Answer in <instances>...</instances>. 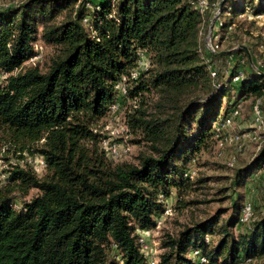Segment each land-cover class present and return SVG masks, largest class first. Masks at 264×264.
Here are the masks:
<instances>
[{"label": "trees", "instance_id": "1", "mask_svg": "<svg viewBox=\"0 0 264 264\" xmlns=\"http://www.w3.org/2000/svg\"><path fill=\"white\" fill-rule=\"evenodd\" d=\"M206 1L204 12L195 0H21L0 10V131L15 150L44 162L42 176L31 164L12 166L0 186V264H148L139 235L157 228L173 192L181 211L180 199L204 182L190 164L203 149L223 152L214 125L240 106L239 121L245 98H252V124L257 101L264 123L261 60H254L259 71L241 59L227 79L215 69L210 76L223 35L235 28L223 15L264 23V0L224 1L212 28L217 54L202 41L218 3ZM246 8L262 19L241 18ZM38 39L52 50L49 64L22 71ZM257 50L264 56V34ZM143 61L146 68L132 79ZM119 95L134 103L126 124L146 147L136 164L115 163L103 147L99 123ZM260 137L250 162L227 165L239 186L264 169V127ZM31 190L37 194L25 201ZM246 203L237 197L221 223L216 215L167 234L156 264H199L192 251L206 264H264V214L250 203L253 216L241 225Z\"/></svg>", "mask_w": 264, "mask_h": 264}, {"label": "rangeland", "instance_id": "2", "mask_svg": "<svg viewBox=\"0 0 264 264\" xmlns=\"http://www.w3.org/2000/svg\"><path fill=\"white\" fill-rule=\"evenodd\" d=\"M20 1L21 0H0V10L15 6ZM92 1L101 3L104 0ZM236 3H239L238 6L242 5V2L238 0H236ZM234 5L231 1H228V6L233 8ZM220 12L221 10L215 13L217 14L216 17L219 16ZM230 18H232L235 28L231 33L223 35L218 58L215 60L212 59V67L218 71L220 75H223L225 79H227L226 77H228V72H230L231 67L237 65V63L242 64V60L248 62L250 70L256 69V71H259L254 64V60H261L264 64V56H260L257 50L264 34V29L261 26V24L263 25L264 23H247L241 21L234 15L232 17L223 15V19ZM202 41L204 45L210 42L208 39V30L202 34ZM34 50L36 53L35 56L23 64L22 71L34 67H37L40 71L46 70L49 60L53 55L52 50L45 46L41 39H38L34 44ZM144 68L145 67L141 65L135 73L139 75L140 72L144 71ZM240 70L242 69L240 68ZM261 70L264 72V68ZM16 73L17 71L14 74ZM137 74L136 78L138 77ZM4 78L5 75L0 74V84L3 82ZM229 95L233 97L235 95L234 91H231ZM227 101L228 98L222 101L221 114H223V109ZM262 101L264 103V98ZM133 104L134 103L130 99L121 98V95H119L117 109L109 113V115L99 123L101 133L104 135L103 138L106 141L103 147L115 163L126 162L136 164L139 155L146 152V147L142 143H138L137 138L131 134L126 124V115L132 110ZM241 104L240 119L236 121L233 127L228 131L231 135L236 134L241 137L245 136L240 142L242 149L236 156L237 163L235 169L250 162L253 156L258 152L259 147V142L251 138L254 135L258 137V134L253 133L252 128V98H245ZM247 134L249 136H247ZM11 146H13L12 142H9L7 136L0 131V186L4 185L6 182L12 166L28 165L31 168L29 165L30 161L35 159L34 156L32 157L28 152L24 151L20 153L18 152L19 150L16 149V151L14 149V147L17 148L16 146ZM237 148L238 145L230 141L225 144L222 153H219L216 147H211L201 150L194 156V160L190 164V167L196 169L197 177L204 182L189 190V192L180 199L186 203L185 208L181 211L175 209L177 201L179 200L175 192L165 201L166 208H169L170 212L158 219L159 224L155 230L143 235L144 245L146 247L144 254L147 261L154 263L159 262L161 254L166 251L162 248V241L167 234L176 235L184 227L216 215H219V223L228 220L233 214L232 202L237 197L241 198V204L243 202L251 203L257 213L264 214V169H261L257 174L249 177L244 185L239 186L234 179L235 169H229L226 164L228 159L234 155V151ZM113 149L116 150L117 156L112 155L111 152ZM38 175L42 176L43 172L39 171ZM36 194L37 192L35 190H31L24 200L29 201ZM241 230L242 228L237 226L234 229V233L237 234ZM217 241L218 237L215 236L211 245L214 247Z\"/></svg>", "mask_w": 264, "mask_h": 264}, {"label": "built area", "instance_id": "3", "mask_svg": "<svg viewBox=\"0 0 264 264\" xmlns=\"http://www.w3.org/2000/svg\"><path fill=\"white\" fill-rule=\"evenodd\" d=\"M196 3H197V7L200 9L201 12H204V10L206 9V6H207V1L206 0H195ZM223 0H218V3H217V7L214 11V15L212 17V20L210 23H212V27L208 28V35H209V41L208 44L206 45V48L207 50L212 53V54H217L218 53V46L217 45H214L212 42H211V37H212V28H213V24L214 22L218 19L217 14H215L216 12L218 13V11L221 10V7H220V3L222 2ZM248 2L250 1H253V2H262L263 0H247ZM241 18H244L245 20L247 21H251L253 19H256V20H261L262 19V15H258V16H253L252 13H251V10L246 8L245 10V13L243 15H241ZM210 26V25H209ZM215 38H218V37H215ZM141 65H143L145 68H146V65L147 63L146 62H141L139 63V67H141ZM136 71L132 72L131 73V78L132 79H135L136 78V74L135 73ZM138 75V74H137ZM210 76L212 79H214L216 77V71L214 70V68L211 66L210 67ZM242 78V73H239L237 74L234 78H233V81L236 83L238 82L240 79ZM122 81L124 82L125 81V78L122 79ZM123 84H120L118 85V90L120 92L121 95H125L126 94V89L124 87V85L122 86ZM117 109V105L115 106H112L111 107V112H114L115 110ZM240 109V106L235 108L232 112V115L231 117H228L218 123H216L214 125V129H215V132L217 134H219L222 139L219 141V144H218V147L220 150H223L224 149V146L225 144H227L228 142H234V144L238 145V148L235 150L236 153H239L242 149V145L240 144V142L242 141V138H245V136H239V135H236V134H229L228 131L233 127L234 125V119L238 118L239 116V110ZM252 114H253V133H256L258 134V137H256L255 135L251 138H254V140L256 141H260V134L262 133L263 131V127H264V123H263V116H262V112H261V104L259 101H257L253 107H252ZM247 136H249L247 134ZM106 141L103 142V145H105ZM260 148V144H259V147L258 149ZM112 155H115L117 156V153H116V150L113 149L112 150ZM235 162H236V156L233 155L229 158L228 162H227V165L229 167H233L235 165ZM30 164L32 165L33 169L38 173L39 171H41L43 168H44V162L43 160L40 158V157H36L35 159H33L32 161H30ZM193 175H194V171H191L187 174V177L189 179H192L193 178ZM170 212V209L169 208H166L165 210V214H168ZM253 216V208H252V205L250 203H246L244 205V207L241 209V212H240V218H239V223L241 225L243 224H247L250 219L252 218ZM159 224V221L157 219V225ZM145 234H148V232H141L140 233V237H139V242L142 246V253L143 255L145 256L144 254V250H145V245H144V240H143V235ZM190 258L199 263V264H206L207 263V260L205 257H203L201 255V253L199 251H192L190 254H189ZM250 261L247 260V261H238L236 264H248ZM148 264H156L154 262H149L148 261Z\"/></svg>", "mask_w": 264, "mask_h": 264}, {"label": "water", "instance_id": "4", "mask_svg": "<svg viewBox=\"0 0 264 264\" xmlns=\"http://www.w3.org/2000/svg\"><path fill=\"white\" fill-rule=\"evenodd\" d=\"M223 2H224V0L220 3V7H222V5H223ZM210 28L212 27V23H210V26H209ZM210 37H209V35H208V39H209ZM208 43H205V45H207ZM256 70V69H255Z\"/></svg>", "mask_w": 264, "mask_h": 264}]
</instances>
